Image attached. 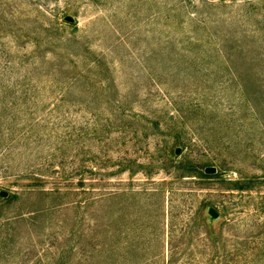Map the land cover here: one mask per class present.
I'll return each mask as SVG.
<instances>
[{"label":"rangeland","instance_id":"obj_1","mask_svg":"<svg viewBox=\"0 0 264 264\" xmlns=\"http://www.w3.org/2000/svg\"><path fill=\"white\" fill-rule=\"evenodd\" d=\"M179 1L0 0V191L19 193L18 175L50 153L52 138L43 132L21 136L18 122L27 111L42 118L62 100L63 111L80 104L81 120L93 124L95 114L98 126L115 111L109 103L118 101L125 115L143 117L120 119L116 128L124 124L126 135L112 131L122 139L109 148L100 132L84 139L86 167H99L84 176L94 190L62 199L65 210L29 219L52 199L0 203V264H264V120L249 111L229 72L178 73L158 64L163 56L154 71L139 65L163 38L184 37L194 18L226 29L242 24L264 52V0L251 7L247 0H213L215 7ZM179 23L184 28L174 29ZM81 70L91 80L64 94ZM107 85L110 90L95 91ZM174 109L184 118L177 131L192 139L177 157L168 153L172 130L165 128V111ZM156 120L162 131L149 123L142 130ZM186 157L218 176L176 172ZM237 180L248 187L236 190ZM99 185L116 197L96 199ZM83 197L95 200L78 207ZM208 208L220 217L209 221Z\"/></svg>","mask_w":264,"mask_h":264},{"label":"trees","instance_id":"obj_2","mask_svg":"<svg viewBox=\"0 0 264 264\" xmlns=\"http://www.w3.org/2000/svg\"><path fill=\"white\" fill-rule=\"evenodd\" d=\"M220 4H224V0H215ZM183 1H179V6H182ZM253 0H247L246 4L248 7L253 6ZM200 4L215 7L217 4L213 0H202ZM175 6V5H174ZM175 10V7H173ZM69 25H74L73 22H66ZM174 29L184 28L183 24H175ZM242 24H231V27L226 29L225 27H217L207 25L206 22L199 19H192L190 25V31L185 33L184 37H165L161 40L159 48L152 49L151 51L143 52V59L139 62L142 68L147 69L152 68L154 71V66L158 58L163 56L159 63L163 67H172L178 73L182 71H193V73H199L201 71H212V72H229L231 73V81L239 84L241 95L244 96V100L247 104L250 105L249 111L252 115L257 116L258 119L264 120V77H261V74L264 73V52L262 51V46L258 44V38L256 37L255 32H247L246 29H242ZM178 43H181L180 46ZM264 46V43H262ZM95 65V64H94ZM150 67V68H149ZM81 70L79 73H75L72 77L71 82L67 86V91L64 94H68L75 89L80 80L90 79L89 72L87 70L84 72ZM243 76L239 77L238 74ZM96 83V82H95ZM91 84L92 87L95 86ZM112 87V84H111ZM110 85L106 87H95V91H107L111 89ZM96 93V92H95ZM115 108L114 113L112 112L100 125L97 126L95 122V117L97 115L93 114L92 123L88 124L85 121L81 120V115H78L82 111V105H75L71 110L70 107H66L67 111H63L64 102L62 100L57 101L47 110V115L42 118L35 119L31 117L33 113H28L24 119L19 121L20 126L23 130V137H30L35 132L37 136L40 134L45 135L46 138H52L51 143L49 144L50 148L49 154L41 159V163L32 169H28L25 173L18 175L17 178H20L21 185H17L20 189L19 193H15L11 197L1 198L0 203H10L12 200L19 199L21 197H40L42 198H51L53 203L45 205L34 212H32V217L29 219L43 217L49 215L53 212H61L67 207V203L62 200L67 198L70 194L78 195L79 193L85 194L86 192H91L93 185H86L84 182L86 174H94V168H99L94 166L91 169H88L84 161V139L88 136L95 138L96 135L100 132L104 139V147L109 148L113 144L120 143L119 140L126 135V132L123 131L124 124L122 129L116 128L120 123V119L123 121L125 118L128 120L141 121L143 117L138 115H125L124 109L118 101L114 103H109ZM174 113H168L167 115L166 130H172L168 133L171 140V147L168 149V153L171 157L180 156L181 151L184 150L188 145L191 144L192 139L184 140L181 136V133L176 129L177 123H182L184 121L183 115L178 113L176 109ZM31 115V116H30ZM49 115V116H48ZM137 117L138 119H134ZM119 118V119H118ZM119 120V121H117ZM148 123L151 124V128L155 130H160V121H149L144 123L141 128L142 130H148ZM264 123V121H263ZM262 128L264 124H262ZM46 130V131H44ZM112 131L118 132L120 135L118 137H111ZM139 130L135 129L133 135L134 138L139 137ZM164 132V131H163ZM138 133V134H137ZM107 134V135H106ZM167 134V133H165ZM147 134H144V137ZM42 137V136H41ZM123 137V138H124ZM39 140V139H38ZM179 148L180 151L176 154V149ZM108 149L105 151L107 157L106 163L110 162L112 158L108 157ZM120 163H124V160H120ZM176 162V161H175ZM121 166V165H120ZM108 167V165L106 166ZM209 167L204 165L202 168L199 166V162L194 161L189 158H184L181 161L176 163L175 170L176 172L182 171V174H188L197 176L200 178H214L217 177V172L215 174H205L204 169ZM105 171L104 167H100ZM124 167H121L120 170H123ZM113 172H106L102 174L105 177L112 176ZM104 178V177H103ZM76 180V183H74ZM255 180V178L251 179ZM234 183L235 189L241 191L248 186L247 183H243L240 180L232 181ZM49 186V187H48ZM100 193L97 194L96 199H114L117 193L108 190L104 185H99ZM102 188V191H101ZM79 192V193H76ZM107 197V198H106ZM84 200V201H83ZM93 199L90 197H83L75 201L79 206L87 207L88 203L91 205ZM68 209V208H67ZM207 209V213L208 210ZM214 209V208H213ZM215 210V209H214ZM216 211V210H215ZM221 214L218 213V217ZM31 216V215H30ZM222 217V216H221ZM23 218V217H18ZM207 218L211 221L210 216L207 214ZM23 220V219H22Z\"/></svg>","mask_w":264,"mask_h":264},{"label":"water","instance_id":"obj_3","mask_svg":"<svg viewBox=\"0 0 264 264\" xmlns=\"http://www.w3.org/2000/svg\"><path fill=\"white\" fill-rule=\"evenodd\" d=\"M64 20L66 22H73L74 19L72 17H70V16H65ZM178 153H179V149L177 148L176 149V154H178ZM204 173L205 174H208V175L209 174H215L216 173V169L214 167H206L204 169ZM7 195L8 194L6 192L0 191V197L1 198H6ZM208 215L210 216L211 219H217L218 218V213L214 209H212V208H210L208 210Z\"/></svg>","mask_w":264,"mask_h":264}]
</instances>
